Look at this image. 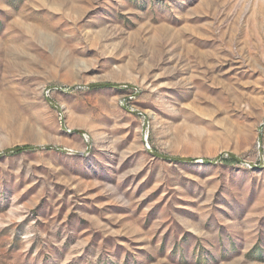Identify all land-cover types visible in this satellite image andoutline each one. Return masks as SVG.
Masks as SVG:
<instances>
[{"label": "rangeland", "instance_id": "obj_1", "mask_svg": "<svg viewBox=\"0 0 264 264\" xmlns=\"http://www.w3.org/2000/svg\"><path fill=\"white\" fill-rule=\"evenodd\" d=\"M0 264H264V0H0Z\"/></svg>", "mask_w": 264, "mask_h": 264}, {"label": "trees", "instance_id": "obj_2", "mask_svg": "<svg viewBox=\"0 0 264 264\" xmlns=\"http://www.w3.org/2000/svg\"><path fill=\"white\" fill-rule=\"evenodd\" d=\"M27 150H33V148L30 147V146L16 147V148H14V149H12V150H10V151H6V152L0 154V156H3V155H10V154H20V153H22V152H24V151H27Z\"/></svg>", "mask_w": 264, "mask_h": 264}]
</instances>
